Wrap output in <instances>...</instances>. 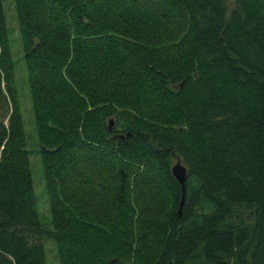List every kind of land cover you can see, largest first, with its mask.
Here are the masks:
<instances>
[{
    "label": "trees",
    "instance_id": "1",
    "mask_svg": "<svg viewBox=\"0 0 264 264\" xmlns=\"http://www.w3.org/2000/svg\"><path fill=\"white\" fill-rule=\"evenodd\" d=\"M13 9L50 224L35 208L0 0V264H44L42 239L64 264H264V0ZM80 193L108 195V219ZM164 197L169 214L137 228V202Z\"/></svg>",
    "mask_w": 264,
    "mask_h": 264
},
{
    "label": "rangeland",
    "instance_id": "2",
    "mask_svg": "<svg viewBox=\"0 0 264 264\" xmlns=\"http://www.w3.org/2000/svg\"><path fill=\"white\" fill-rule=\"evenodd\" d=\"M2 7L6 25L9 31L10 50L14 63V76H15V90L17 94V101L19 111L21 113L23 128L27 141V149L30 152L29 155V169L30 175L34 185V198L35 208L42 224H50V196L46 190L43 178L42 162L37 153L36 147V134L34 130V121L31 110L30 97L28 92L26 71L23 64V50L19 37L18 25L16 22L15 12L13 9V0H2ZM173 22V21H172ZM171 25L173 29L179 31V20L173 22ZM113 120V119H112ZM136 161H132L131 165L136 168ZM153 163H148V168L152 167ZM155 183L162 184L161 176L158 177L159 171L154 169H147ZM153 171V173H152ZM169 188H161L160 192L169 195ZM170 196V195H169ZM79 197L84 202H99L98 205L92 206L86 212L94 215L96 218L105 221L109 217V211L112 204L109 202L108 195L101 198L98 195H84L80 193ZM142 199V198H141ZM139 201V200H138ZM143 201V200H142ZM139 202L140 208H138L137 202V215L139 221L137 228L141 231H145L144 224L148 221L158 224L161 222L164 216H167L170 212V197L160 198L156 205H153L148 200L145 202ZM136 229V228H135ZM157 240L152 241L149 245L155 246ZM42 246L44 250V264H64V257L57 256L56 247L51 240L42 239ZM153 248V247H152Z\"/></svg>",
    "mask_w": 264,
    "mask_h": 264
},
{
    "label": "water",
    "instance_id": "3",
    "mask_svg": "<svg viewBox=\"0 0 264 264\" xmlns=\"http://www.w3.org/2000/svg\"><path fill=\"white\" fill-rule=\"evenodd\" d=\"M113 124V120H109V125H108V130L111 129ZM171 174L173 178L176 180V182L179 184L180 189H181V199L178 205L177 209V215L178 217L181 214V209L185 201V180H186V169L179 161L176 162L171 168Z\"/></svg>",
    "mask_w": 264,
    "mask_h": 264
}]
</instances>
